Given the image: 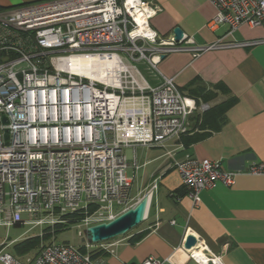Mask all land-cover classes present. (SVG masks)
I'll return each instance as SVG.
<instances>
[{
	"label": "built area",
	"instance_id": "obj_1",
	"mask_svg": "<svg viewBox=\"0 0 264 264\" xmlns=\"http://www.w3.org/2000/svg\"><path fill=\"white\" fill-rule=\"evenodd\" d=\"M207 1L214 9L209 30L264 28V0ZM160 12L146 0H45L0 9V227L46 225L53 232L72 215L84 229L114 219L137 203L129 205L139 166L128 164L124 150L164 148L188 134L193 115L210 109L163 76L160 59L247 43L196 45L185 35L175 42L151 28ZM175 168L194 206L200 191L231 186L236 176L219 161L189 157ZM87 243L83 251L46 244L28 264H98ZM186 251L195 264H222L203 243ZM163 262L149 257L140 264ZM0 264L24 263L0 252Z\"/></svg>",
	"mask_w": 264,
	"mask_h": 264
},
{
	"label": "crops",
	"instance_id": "obj_2",
	"mask_svg": "<svg viewBox=\"0 0 264 264\" xmlns=\"http://www.w3.org/2000/svg\"><path fill=\"white\" fill-rule=\"evenodd\" d=\"M41 1L45 0H0V9ZM146 1L161 8L150 20L161 37H171L179 27L196 45L220 39V44H247L203 53H168L160 59V73L173 79L182 93L208 103L210 109L190 118L183 143L175 140L164 148L124 150L128 164L134 160L139 166L132 181L133 186L140 173L138 186L132 190L138 200L156 186L145 219L134 232L147 233L135 243L128 242L130 236H121L93 244L97 249L89 251L92 259L98 264H140L153 257L163 260L162 264H195L183 248L191 235L220 257L222 264H264V172H248L264 167V28L244 25L226 35V26L206 27L214 15L207 0ZM185 157L219 161L223 171L236 173L233 184L217 182L200 191L194 206L180 195L175 168ZM172 194L181 197L176 200Z\"/></svg>",
	"mask_w": 264,
	"mask_h": 264
},
{
	"label": "rangeland",
	"instance_id": "obj_3",
	"mask_svg": "<svg viewBox=\"0 0 264 264\" xmlns=\"http://www.w3.org/2000/svg\"><path fill=\"white\" fill-rule=\"evenodd\" d=\"M137 68L141 72L143 78L148 83H150L151 85L155 84V82L151 78V75L145 70V68L142 65H137ZM126 174L127 177H131L132 175L131 170L128 169ZM138 174L139 175H137L136 180L133 182V186L130 192L131 201L129 202V205H134L138 200V197L132 191L138 186V177H140V173ZM119 211L121 210L118 209L116 213H118ZM140 225L131 229L128 233H126L125 236H128L129 234L138 231ZM47 228L49 227L46 225H41V226L25 225L18 227L14 226L9 228L0 227V252L8 253L9 255L19 259L20 262L24 264H28V262H30L32 258L35 257L37 250L35 251V249H32L28 252H22L17 250L16 248L17 245L21 244L24 240L28 238L39 236L37 241L40 245H45L52 242L55 244L67 243L77 249L80 248V246H82L83 244L87 243L85 241V234H84L85 229L82 227H77V223L64 226L60 228L61 230H56L55 232L50 231V234L48 236L41 238L40 234L43 232V230ZM96 247L97 245H89L88 250L90 251L93 249H97Z\"/></svg>",
	"mask_w": 264,
	"mask_h": 264
},
{
	"label": "water",
	"instance_id": "obj_4",
	"mask_svg": "<svg viewBox=\"0 0 264 264\" xmlns=\"http://www.w3.org/2000/svg\"><path fill=\"white\" fill-rule=\"evenodd\" d=\"M183 37V32L179 27H175L172 30V38L175 42H179ZM1 121L3 124H6V118L1 115ZM5 140L8 138V130H4ZM148 197L143 196L134 207L120 213L114 219L106 222L99 223L90 227H87L84 230L85 241L89 244H98L102 242L109 241L111 239L124 236L134 227L142 223L144 215L147 210ZM196 239L188 235L185 238L183 248L185 250H190L195 246Z\"/></svg>",
	"mask_w": 264,
	"mask_h": 264
},
{
	"label": "trees",
	"instance_id": "obj_5",
	"mask_svg": "<svg viewBox=\"0 0 264 264\" xmlns=\"http://www.w3.org/2000/svg\"><path fill=\"white\" fill-rule=\"evenodd\" d=\"M188 95V94H187ZM188 96H191V95H188ZM193 97V96H192ZM203 99L205 100L206 98L205 97H203ZM201 101V100H200ZM204 102V101H203ZM234 101H232L231 102V104L233 103ZM217 108V107H216ZM187 135H185V136H182L179 140H178V142H181V143H183L184 142V140H185V137H186ZM181 192H180V195H182V196H185L186 195V190L184 189V187H182L181 186ZM173 195V197H175V198H180L181 196H179V195H176V194H172ZM78 216H76V215H72L69 219H71L69 222H70V224H72V222L77 218ZM60 228H62L61 226H56L55 227V229L53 230V232H55L56 230H61ZM50 231H51V229H49V228H47V229H45V230H43V232L40 234V237L41 238H44V237H46V236H48L49 234H50ZM128 233V232H127ZM147 232L146 231H139V232H136V233H131V234H129L128 236H130L129 237V239H128V242L129 243H135V242H137V241H139L145 234H146ZM126 235V234H125ZM124 235V236H125ZM38 238H39V236H35V237H31V238H28V239H26V240H24L21 244H19V245H17L16 246V248H17V250H19V251H22V252H28V251H30V250H32V249H35V251L37 250V252H38V249L39 248H41L42 246H44V245H40L39 243H38ZM46 245V244H45ZM80 250L81 251H83L84 249H83V247H81L80 248ZM90 254H91V257H92V253L90 252Z\"/></svg>",
	"mask_w": 264,
	"mask_h": 264
}]
</instances>
